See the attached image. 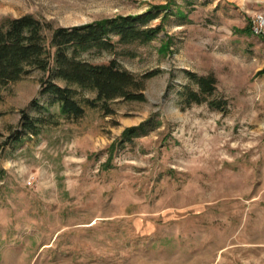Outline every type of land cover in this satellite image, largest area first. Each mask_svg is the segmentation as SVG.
I'll use <instances>...</instances> for the list:
<instances>
[{"label":"rangeland","instance_id":"rangeland-1","mask_svg":"<svg viewBox=\"0 0 264 264\" xmlns=\"http://www.w3.org/2000/svg\"><path fill=\"white\" fill-rule=\"evenodd\" d=\"M150 12L158 38L119 48L136 56L83 55L139 78L159 70L144 101L63 116L40 70L3 90L0 264H264V35L249 32L264 0H0V24ZM188 72L216 76L205 103H188L185 90L199 89ZM220 100L224 111L211 108ZM24 111L47 125L18 142ZM150 119L161 124L122 145Z\"/></svg>","mask_w":264,"mask_h":264},{"label":"trees","instance_id":"trees-1","mask_svg":"<svg viewBox=\"0 0 264 264\" xmlns=\"http://www.w3.org/2000/svg\"><path fill=\"white\" fill-rule=\"evenodd\" d=\"M158 17V13L150 12L117 16L74 27H57L33 15L3 20L0 24V99L3 90L10 84L40 70L48 75L41 82V94L51 95L63 116L80 118L85 114L86 107L108 110L109 102L116 99L144 101L145 79L157 75L159 70L139 78L117 58L107 63H93L83 55L108 52L136 56L133 50L124 48L119 51L120 46L149 44L156 40L162 25L154 28L149 23ZM249 32L253 35L252 27ZM169 49L170 44L163 43L162 54ZM188 75L199 88L198 91L191 88L185 90L188 103H205L206 96L216 91V76H202L194 72H188ZM56 79L67 83V86H60ZM82 92L94 96L81 95ZM210 105L215 110L224 111L228 102L220 100ZM160 124V121L150 119L140 126L127 129L122 137V145L133 144L135 138L148 133V126ZM45 125L47 121L44 118L34 119L24 111V138L20 135L15 138L23 142L27 137L38 136Z\"/></svg>","mask_w":264,"mask_h":264},{"label":"built area","instance_id":"built-area-1","mask_svg":"<svg viewBox=\"0 0 264 264\" xmlns=\"http://www.w3.org/2000/svg\"><path fill=\"white\" fill-rule=\"evenodd\" d=\"M252 31L254 35H264V12L255 14L252 21Z\"/></svg>","mask_w":264,"mask_h":264}]
</instances>
